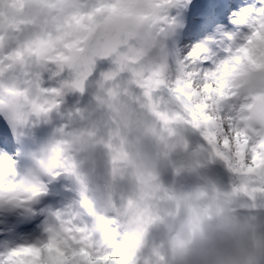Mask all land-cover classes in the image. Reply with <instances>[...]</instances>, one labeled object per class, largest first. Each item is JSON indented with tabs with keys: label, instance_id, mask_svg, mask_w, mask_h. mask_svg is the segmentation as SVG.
Returning a JSON list of instances; mask_svg holds the SVG:
<instances>
[{
	"label": "clouds",
	"instance_id": "9594fccd",
	"mask_svg": "<svg viewBox=\"0 0 264 264\" xmlns=\"http://www.w3.org/2000/svg\"><path fill=\"white\" fill-rule=\"evenodd\" d=\"M0 264H264V0H0Z\"/></svg>",
	"mask_w": 264,
	"mask_h": 264
}]
</instances>
